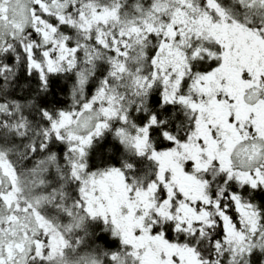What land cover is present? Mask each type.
Here are the masks:
<instances>
[{
	"label": "snow or ice",
	"instance_id": "obj_1",
	"mask_svg": "<svg viewBox=\"0 0 264 264\" xmlns=\"http://www.w3.org/2000/svg\"><path fill=\"white\" fill-rule=\"evenodd\" d=\"M0 264H264V0H0Z\"/></svg>",
	"mask_w": 264,
	"mask_h": 264
}]
</instances>
